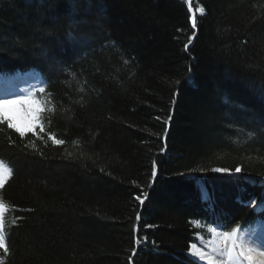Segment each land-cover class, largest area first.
Instances as JSON below:
<instances>
[{"label":"trees","instance_id":"1","mask_svg":"<svg viewBox=\"0 0 264 264\" xmlns=\"http://www.w3.org/2000/svg\"><path fill=\"white\" fill-rule=\"evenodd\" d=\"M190 6L0 0V80L39 84L34 129L0 123V264H200L264 225V0Z\"/></svg>","mask_w":264,"mask_h":264},{"label":"snow or ice","instance_id":"2","mask_svg":"<svg viewBox=\"0 0 264 264\" xmlns=\"http://www.w3.org/2000/svg\"><path fill=\"white\" fill-rule=\"evenodd\" d=\"M204 9L201 8L200 12L203 13ZM193 27H195V24H193ZM41 92L44 91L43 88L40 89ZM37 103L34 100H31L29 97L25 96L23 93H20V98L18 99H9L7 97H0V123H3L4 121H7L8 128L15 129L16 132H18L21 136H24L25 131H32L36 124L39 123V120L37 119V114H32L31 123L27 128H23L19 126L16 123L15 115L13 114V109H18V106L22 105H32ZM42 110V109H41ZM169 119H171L169 117ZM41 131H43V128H41ZM49 139L53 140L54 144L62 145L65 143L64 140L57 139L55 136L50 135ZM3 166V162L0 161V167ZM155 167V164H154ZM212 171L214 172H229L230 170L227 168H213ZM241 172V168L239 166L235 167V173ZM153 175H155V171L153 172ZM4 181L0 179V187L3 186ZM144 195H147L146 193ZM204 199H207L206 192L203 195ZM137 200H140L141 203H143V199L140 196L136 197ZM5 210V205L2 201H0V228H2V217L3 212ZM137 219H139V216H137ZM211 224L215 225L214 228H209V232L215 233V230L217 228L222 229L226 227V225L220 223L218 220L213 219L210 221ZM247 223V221H246ZM239 225L237 227L232 228L231 231H223L220 232L214 241H209L210 245H213L212 252L217 253L221 256L227 257V259L232 261H240L242 258L244 260L249 261V264H251L252 256L251 253L254 251L252 248H245V244L249 243L246 238L241 237L239 234ZM139 243V241H137ZM0 248L3 249L5 253L8 252L7 243L5 241V238L3 235H0ZM191 248H196V244H192ZM190 248V250H191ZM239 249V251H237ZM199 259L203 260L205 259L206 254L204 252H200ZM208 260H212L213 257L211 255L207 256Z\"/></svg>","mask_w":264,"mask_h":264},{"label":"rangeland","instance_id":"3","mask_svg":"<svg viewBox=\"0 0 264 264\" xmlns=\"http://www.w3.org/2000/svg\"><path fill=\"white\" fill-rule=\"evenodd\" d=\"M186 3L188 6L191 5V0H186ZM191 7V6H190ZM193 13V12H192ZM37 83L35 80V76L28 72L24 76H18L12 83L8 86L3 85L0 83V97H7L9 99H18L20 98V93L25 94L26 88L25 86L30 87H37ZM17 110L16 108L13 109V114L16 118V123L23 127L27 128L29 124L31 123V115L30 112L34 110L32 105H22L18 106ZM237 175V174H236ZM193 179L195 177L194 173H187L185 175V178ZM7 178V173L0 167V179L5 181ZM200 183V182H199ZM4 184V183H3ZM202 191L205 192V188ZM1 188V187H0ZM201 189V188H200ZM264 229V228H260ZM255 230L250 231L246 236V240L249 243L245 244V248H252L254 251L251 253L252 261L251 264H264V233H255ZM200 239V238H199ZM216 239V236H213L212 241ZM213 245H210L208 241H205L204 239L198 240V245L196 248H194L190 253L189 256L194 259L196 262L200 264H231V262L227 261L225 262L224 256H221L217 253L212 252ZM239 251V249H237ZM204 252L206 254L205 259L201 260L199 259V253ZM211 255L213 259L210 261L207 259V256ZM233 264H249V261L244 260L243 258L240 261H232Z\"/></svg>","mask_w":264,"mask_h":264},{"label":"bare ground","instance_id":"4","mask_svg":"<svg viewBox=\"0 0 264 264\" xmlns=\"http://www.w3.org/2000/svg\"><path fill=\"white\" fill-rule=\"evenodd\" d=\"M12 80H14V78H12ZM11 80V81H12ZM200 185H201V183H200ZM255 233H264V229H257V230H255ZM194 248H191V251L193 250Z\"/></svg>","mask_w":264,"mask_h":264}]
</instances>
